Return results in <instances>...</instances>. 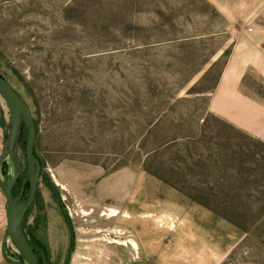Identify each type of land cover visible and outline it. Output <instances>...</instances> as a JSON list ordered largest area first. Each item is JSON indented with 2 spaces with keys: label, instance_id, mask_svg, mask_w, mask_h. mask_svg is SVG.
<instances>
[{
  "label": "rangeland",
  "instance_id": "1",
  "mask_svg": "<svg viewBox=\"0 0 264 264\" xmlns=\"http://www.w3.org/2000/svg\"><path fill=\"white\" fill-rule=\"evenodd\" d=\"M213 3L0 0V73L72 225L40 178L48 264H264V137L232 115L264 103V29ZM8 120L0 95V152ZM6 217L0 190V244Z\"/></svg>",
  "mask_w": 264,
  "mask_h": 264
},
{
  "label": "water",
  "instance_id": "2",
  "mask_svg": "<svg viewBox=\"0 0 264 264\" xmlns=\"http://www.w3.org/2000/svg\"><path fill=\"white\" fill-rule=\"evenodd\" d=\"M0 95L9 110V120L3 129L0 168L9 159L14 171L13 175H7L3 178L0 174V190L5 197L7 212L6 230L0 244L1 258L6 264H48L46 254L37 245H31L24 233V219L35 200L42 171L41 160L35 153L37 132L35 121L27 103L1 73ZM23 125L28 134L25 147L27 170L24 184L28 182L29 194L26 200L22 199L21 195L13 197V187L23 173L22 164L18 157V146ZM6 129H8V132ZM8 240L21 256L20 261L8 259L5 250ZM37 254L41 255L42 263H40Z\"/></svg>",
  "mask_w": 264,
  "mask_h": 264
},
{
  "label": "crops",
  "instance_id": "3",
  "mask_svg": "<svg viewBox=\"0 0 264 264\" xmlns=\"http://www.w3.org/2000/svg\"><path fill=\"white\" fill-rule=\"evenodd\" d=\"M213 6L217 8L219 13L226 14H244V15H256L253 20H248L247 17L241 18L244 23H258L259 25L247 26L245 28L249 29H264V0H213ZM257 15L260 16L257 18ZM240 19V18H239ZM260 20V21H258ZM258 21V22H257ZM241 22V21H240ZM243 23V22H242ZM259 46L262 42H258ZM256 52V51H255ZM257 53L258 60L257 63H262L264 65V59L261 55ZM262 55L264 51L261 49ZM241 92V90H240ZM242 104V105H241ZM245 104L249 105L254 111L251 117L248 113L250 110L245 109ZM237 110L232 112L235 115L238 123L247 124L249 127H253V134L260 138L264 137L262 134V128H264V103L260 101H249L245 99V93L243 92L242 102L241 98L237 101ZM260 127L259 129H256ZM263 139V138H261Z\"/></svg>",
  "mask_w": 264,
  "mask_h": 264
},
{
  "label": "trees",
  "instance_id": "4",
  "mask_svg": "<svg viewBox=\"0 0 264 264\" xmlns=\"http://www.w3.org/2000/svg\"><path fill=\"white\" fill-rule=\"evenodd\" d=\"M4 76V75H3ZM6 78V76H4ZM7 79V78H6ZM8 80V79H7ZM9 81V80H8ZM10 82V81H9ZM11 83V82H10ZM12 84V83H11ZM15 89V88H14ZM27 131L26 128L24 127V125L22 126V133H21V138L19 141V146L18 149L22 150V153L25 155V147H26V142H27ZM36 153V150H35ZM36 155L38 156V154L36 153ZM39 157V156H38ZM41 160V159H40ZM42 162V161H41ZM27 164V162H26ZM26 172V169H25ZM25 178V173L23 171V173L21 174L20 178L18 179V185H17V192L13 193V197H17V194L20 192L21 189V185H22V181ZM42 182L46 185V187L49 189L50 194H51V198L55 204L56 207H58V213L61 216L63 222L65 223V225L68 227V229L70 230V233L72 232V225L71 222L67 216V214L65 213V209L63 208V204L61 201V198L57 192V189L55 188L54 184L50 181L49 177H47L46 175H42L40 176ZM29 192V184L27 183L25 185V193L27 194ZM191 200L200 203L202 206H204L206 209L207 205H205L203 202H201V200L195 197H189ZM45 206L43 203V199H42V195L39 191V189L36 191V197H35V202L33 204V206L28 210V212L26 213L25 219H24V232L26 237L28 238V241L31 245H35V243H37V246L46 254L47 258H48V252L46 251V248L44 245H42L38 240H37V232L40 229V232H42V234L45 231L46 228V212H45ZM34 210H36V214L34 216V222L35 225L34 227L32 225H28V220L30 218V216L32 215V213L34 212ZM235 226L242 228L240 225L235 224ZM73 239V238H72ZM73 247L72 242H70V250L68 251V253L65 256V260L62 264H68V256L70 254L71 248ZM39 257V261L40 263H42V258L40 254H37ZM19 259L21 260V257L18 256ZM59 258L56 259L54 264H60L58 263Z\"/></svg>",
  "mask_w": 264,
  "mask_h": 264
},
{
  "label": "flooded vegetation",
  "instance_id": "5",
  "mask_svg": "<svg viewBox=\"0 0 264 264\" xmlns=\"http://www.w3.org/2000/svg\"><path fill=\"white\" fill-rule=\"evenodd\" d=\"M7 176V175H6ZM5 177V176H4ZM3 178V177H2ZM20 178V177H19ZM28 183V182H27ZM27 183H25L24 184V180L22 181V185H21V189H20V192L17 194V196H19V195H21L22 196V199H24V200H26L27 199V197H28V194H29V192L26 194L25 193V185L27 184ZM17 185H18V180H17V182L15 183V185H14V187H13V193L15 192H17ZM24 188V189H23ZM38 190V189H37ZM36 197V196H35ZM34 202H35V200H34ZM34 202H33V204H34ZM33 206V205H32ZM25 233V232H24ZM36 245V244H35Z\"/></svg>",
  "mask_w": 264,
  "mask_h": 264
},
{
  "label": "bare ground",
  "instance_id": "6",
  "mask_svg": "<svg viewBox=\"0 0 264 264\" xmlns=\"http://www.w3.org/2000/svg\"><path fill=\"white\" fill-rule=\"evenodd\" d=\"M109 214H105V213H102L103 215H108V216H110V217H113V216H115L116 215V211L115 210H111V209H109ZM74 262V261H73Z\"/></svg>",
  "mask_w": 264,
  "mask_h": 264
}]
</instances>
